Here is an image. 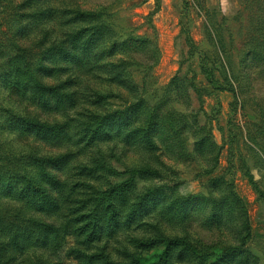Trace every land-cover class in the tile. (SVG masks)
<instances>
[{
	"label": "rangeland",
	"instance_id": "rangeland-1",
	"mask_svg": "<svg viewBox=\"0 0 264 264\" xmlns=\"http://www.w3.org/2000/svg\"><path fill=\"white\" fill-rule=\"evenodd\" d=\"M243 1L0 0V264H264V15Z\"/></svg>",
	"mask_w": 264,
	"mask_h": 264
},
{
	"label": "trees",
	"instance_id": "trees-1",
	"mask_svg": "<svg viewBox=\"0 0 264 264\" xmlns=\"http://www.w3.org/2000/svg\"><path fill=\"white\" fill-rule=\"evenodd\" d=\"M243 3L245 5L246 16L248 14L251 19H254V18L256 19L257 16H258L257 20H260L259 17H263V15H264V0H244ZM76 18H77V21H80L81 22V14L80 13L76 15ZM244 28L247 29L249 27L245 25ZM258 33L260 34V36H262V33L264 34V32L263 31H260V29H258ZM76 36H78V34H76L75 37ZM128 44L131 45L133 43L131 41H129ZM108 46H110V48H112L111 51L115 49L113 47V45H111V44H108ZM125 51H127V52H125ZM125 51H122V54H120V55H125V54L127 55L130 52V50L128 49V46H127V49H125ZM150 57H151V61H150L151 63H149L148 65H145L146 67L144 68V70H146V73L145 74H147L148 77H150L149 74L151 73L152 69L157 65V63L159 61V58H160V54H159V50L157 49V46H155V45L152 46V51H151L149 57H147L145 59L146 62L148 60H150L149 59ZM125 70H126V67H124V65H120L119 67H115V69L110 72V75L108 77L107 82H109V83H111L113 85H116V87H118V88H125V84L126 83L123 81V76L126 74L124 72ZM49 90H51V89H49ZM150 98H155V96L147 94V95L144 96V99H141V102L144 103V102H148L147 100H153V99H150ZM162 100H164V99H162ZM125 103L127 104V102H125ZM148 104H149V102H148ZM29 132L30 131H27V133H29ZM44 139H45V137H44ZM56 157H53V158L52 157H49L46 160L45 159H40V160L35 159L36 162H32V164L34 165V163H36L37 164V167L41 171L40 173L41 174L43 173V176L42 177H46V176H44V173L46 172V166H48L47 164L53 163V161L56 160V159H60L62 163H65L70 158V155L67 154V153H65V154L62 153V155L58 156L59 158H56ZM80 166H83V164H81ZM51 169H53V167L49 166V170H51ZM57 169H59V168H57ZM18 171H19V169L17 167L15 169L14 173H17ZM48 178L51 179L52 176L51 175H48ZM21 188L25 189V190L21 189L22 192L29 193V195H32V192L33 191L36 193L37 190H39V187H37L35 185L34 181L33 180H29V179L28 180H25V182L22 183ZM41 188H44L45 189V185H42L41 184ZM41 188H40V193H43L44 192V194L48 198H50L51 197L50 194L47 195L45 193V190L44 189H41ZM54 229H55V227H53L52 230H54ZM197 256H198V252H197ZM206 257H207L206 255H203L202 257L200 256L199 258H206ZM10 261L11 262H14V256L13 255H12V258H10ZM17 264H22V263L21 262H18Z\"/></svg>",
	"mask_w": 264,
	"mask_h": 264
}]
</instances>
